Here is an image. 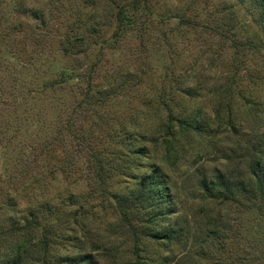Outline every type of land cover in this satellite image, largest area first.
<instances>
[{
	"label": "rangeland",
	"instance_id": "rangeland-1",
	"mask_svg": "<svg viewBox=\"0 0 264 264\" xmlns=\"http://www.w3.org/2000/svg\"><path fill=\"white\" fill-rule=\"evenodd\" d=\"M132 1L0 0V264L12 241L7 231L28 214L53 222L48 264H76L80 240L94 264L143 257V264H264L261 8L252 0H141L132 29L117 34L118 7ZM164 97L174 112L199 107L216 118L227 104L234 112L232 123L213 125L212 137L177 163L162 151L142 157L141 169L157 161L170 175L175 211L164 224L177 230L171 244L136 236L114 198L95 191L94 163L74 149L77 140L67 141L71 157L49 141L70 123L107 153L135 146L140 132L165 131ZM116 156L106 154L115 168L127 163ZM256 157L262 165L252 175ZM219 173L230 187L208 197L200 182ZM130 182L113 172L109 188L123 193ZM71 193L87 211L77 216L84 224L64 207ZM146 218L132 215L137 231ZM38 241L26 264H46Z\"/></svg>",
	"mask_w": 264,
	"mask_h": 264
},
{
	"label": "trees",
	"instance_id": "trees-1",
	"mask_svg": "<svg viewBox=\"0 0 264 264\" xmlns=\"http://www.w3.org/2000/svg\"><path fill=\"white\" fill-rule=\"evenodd\" d=\"M252 3L261 8V14L259 16L264 17V0H252ZM141 4V0H133L131 3H124L118 7L115 16L117 22L115 33H125L132 29L135 22V14L139 12L140 8H143ZM69 43L70 41L67 40L65 44V50L67 51L70 49ZM72 75L74 76L75 73ZM65 76H68V74H65ZM76 77L78 78L77 75L75 78ZM52 83L53 82H51V84ZM92 84L93 82L91 79L85 90V98L87 100L91 99L92 95H94L91 94ZM162 104L166 107L167 114L165 131L150 137L147 136L146 130L142 131L132 138V140L135 141V146L126 149H112L111 152H114V154L107 153L106 150L103 151V149H99L100 147H94L99 140L93 143L91 139H89L90 136H83L78 131H71L73 124L70 123L58 128L57 134L51 137L49 141L63 145L62 150L63 152L66 151L65 157H71L72 155L74 156L76 152L71 151L72 154L68 152L67 149L70 142L67 141L77 140L78 142L74 149H76V151H85L88 159L94 163V165H92L95 166L94 176L92 175V187L95 191H98L105 197L112 196L114 198L116 210L119 212L123 221L131 225L130 227L136 236L140 234L142 238L152 242L171 244L176 239L177 230L175 227H166L167 224H164L166 219L168 220L172 212L175 211V202L170 192L171 178L166 169L157 161L149 164L147 166L148 168L144 170L141 169V167H146L145 162L142 161V157H148L152 152L159 154L158 152L162 151L165 160L169 161L171 164L177 163L185 156L189 146L192 147L199 140L202 142L203 139L212 137V135L210 136V131L213 125L222 126L223 124L232 123L234 112L231 104L221 105L215 110V118L209 115L206 117L202 108L199 107L174 112L169 107L165 97L162 99ZM73 122L76 121L73 119ZM63 131H70V138H68V135L63 133ZM137 142H139L140 145H136ZM133 147H136V149ZM106 154H110V156L114 158L118 155L127 161V163L124 166L115 168L111 159L108 160L106 158ZM261 165L262 158L256 157L250 164V173L256 175L257 169L260 168ZM111 170H113L114 173H120L131 179V182L128 183L126 188L127 191L123 193L120 191H116V193L112 192L109 188V180L113 176V172H110ZM63 171L68 175L65 169H63ZM225 179V174L219 173L212 178H203L200 184L208 197H217L223 192L222 189H218L219 186H223V188L227 190L230 187V184H228ZM263 184L264 175L262 179L257 180V185L260 188H262ZM217 191L219 192L217 193ZM73 197L74 193H71L68 195L67 203L64 204L63 201L60 204H62V207L64 204L65 209H69V212H74V219L84 224L85 220L80 221L77 216H80V212L87 211L84 210V204L73 202ZM136 212H144V216H147L146 220H144V226H142L140 231L136 230L131 221L132 215L134 213L136 214ZM27 217L26 222L23 224H20V221H18V223L15 222L14 226L12 228L10 227L11 229L7 231L9 235L12 234V241L11 244L9 243L8 247L5 248L6 253L3 259L6 264H26L27 257L34 249V247L32 249L30 248V244L36 237H38L39 240L37 243L41 246L43 245V262L46 264L49 262V256L51 255L49 253V245L52 242L51 238L53 231L51 230V225H53V222L50 219L41 218L39 214H28ZM7 232L5 231L4 233L6 234ZM89 242L98 245L99 239L94 240L93 237ZM80 245L78 250L79 255L76 257L75 263L94 264L92 256L81 251L85 250L82 240H80ZM137 252L138 250L136 249V253ZM137 255H139V253ZM165 257L167 258L168 256ZM142 260L144 261L138 260L136 264H143V262H147L148 259L143 257Z\"/></svg>",
	"mask_w": 264,
	"mask_h": 264
}]
</instances>
